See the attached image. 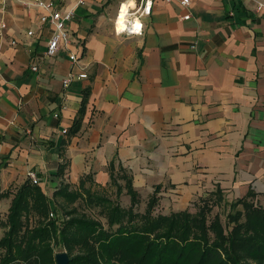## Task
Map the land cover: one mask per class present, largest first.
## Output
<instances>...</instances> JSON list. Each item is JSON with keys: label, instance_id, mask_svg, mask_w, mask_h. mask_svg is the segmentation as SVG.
Listing matches in <instances>:
<instances>
[{"label": "crops", "instance_id": "obj_1", "mask_svg": "<svg viewBox=\"0 0 264 264\" xmlns=\"http://www.w3.org/2000/svg\"><path fill=\"white\" fill-rule=\"evenodd\" d=\"M79 1L58 0L74 17L69 43L49 58L53 28L39 27L40 12L0 0L5 211L29 173L48 198L85 177L86 186L110 192L111 161L131 177L138 207L156 193L163 215L216 186L229 201L253 190L254 203L264 204V0H154L141 36L116 35L112 25L120 3L140 0ZM70 72L87 77L65 89Z\"/></svg>", "mask_w": 264, "mask_h": 264}, {"label": "trees", "instance_id": "obj_2", "mask_svg": "<svg viewBox=\"0 0 264 264\" xmlns=\"http://www.w3.org/2000/svg\"><path fill=\"white\" fill-rule=\"evenodd\" d=\"M82 100L71 136L80 128ZM108 172L115 196L125 191L128 207L109 191L86 186L88 177L74 189L60 183L51 198L36 184L19 186L5 215L0 264H51L54 248L67 253L68 264H264V207L254 203L253 190L229 201L216 186L199 197L194 213L163 215L155 212L156 193L140 211L129 174L113 161Z\"/></svg>", "mask_w": 264, "mask_h": 264}, {"label": "built area", "instance_id": "obj_3", "mask_svg": "<svg viewBox=\"0 0 264 264\" xmlns=\"http://www.w3.org/2000/svg\"><path fill=\"white\" fill-rule=\"evenodd\" d=\"M17 3L25 8H34L39 13L38 24L39 27L48 24L53 28V31L49 38L47 39L46 49L44 55L49 58L56 57L62 45H67L68 41V28L67 24L73 20L74 11L68 9H62L58 7V0H15ZM154 0H140L138 4L134 2L124 1L117 6V12L113 19L112 25L114 33L125 34L127 36H141L143 34V24L141 19L147 17L152 12V5ZM166 2H171L172 0H165ZM82 4V1H79ZM133 4V5H132ZM179 4L181 6H188L189 0H180ZM259 7L262 5L258 4ZM125 7V8H123ZM183 20H188L189 15L182 17ZM7 29V24L0 20V33ZM34 35V32L28 30L25 33L27 38ZM12 45L16 44L15 41L11 42ZM70 62L74 63L77 60L75 54L69 55ZM32 71H36V67L31 68ZM87 75L85 73L73 74L70 72L65 78L62 79L61 84L66 89L69 84L76 80L85 79ZM58 117L56 114L54 115ZM64 130L63 133H66ZM29 179L32 184H37V177L34 173H29ZM49 217H55L53 212L49 213Z\"/></svg>", "mask_w": 264, "mask_h": 264}, {"label": "rangeland", "instance_id": "obj_4", "mask_svg": "<svg viewBox=\"0 0 264 264\" xmlns=\"http://www.w3.org/2000/svg\"><path fill=\"white\" fill-rule=\"evenodd\" d=\"M111 189H113V190H111L110 192H108L109 194H110V197L112 198V200H118L119 202L118 203H121V205L122 206H129V199H128V197H126V196H123V197H116L115 196V189L114 188H112L111 187ZM107 193V194H108ZM233 200V199H232ZM258 204L259 205H261V206H264V204H262V202L260 201V200H258ZM197 208V207H196ZM145 209V203L144 204H142L140 207H139V210L140 211H143ZM188 209V211L190 212V213H194L195 211H196V209L192 206V207H188L187 208ZM157 211H155L156 213H158V212H160V210H159V208H157L156 209ZM5 211V209H4V206H3V203L2 202H0V222H1V225H0V238L2 237V234L5 232V230H6V227L4 226V224H5V215H6V211ZM215 212H217V208L216 207H214L213 208V211H212V214L213 213H215ZM50 213V212H49ZM57 217V216H56ZM64 218L63 217H61V220H63ZM222 219H223V216H222ZM53 251H52V261H51V264H55V261H54V255L56 254V253H59V252H64L63 251V249H58V248H54V249H52ZM2 258H3V252L2 251H0V261L2 260Z\"/></svg>", "mask_w": 264, "mask_h": 264}, {"label": "water", "instance_id": "obj_5", "mask_svg": "<svg viewBox=\"0 0 264 264\" xmlns=\"http://www.w3.org/2000/svg\"><path fill=\"white\" fill-rule=\"evenodd\" d=\"M55 264H68L69 257L66 252H59L54 255Z\"/></svg>", "mask_w": 264, "mask_h": 264}, {"label": "bare ground", "instance_id": "obj_6", "mask_svg": "<svg viewBox=\"0 0 264 264\" xmlns=\"http://www.w3.org/2000/svg\"><path fill=\"white\" fill-rule=\"evenodd\" d=\"M123 8H125V7H123Z\"/></svg>", "mask_w": 264, "mask_h": 264}]
</instances>
